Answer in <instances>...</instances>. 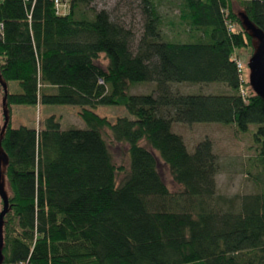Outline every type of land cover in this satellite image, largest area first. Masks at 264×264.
Returning a JSON list of instances; mask_svg holds the SVG:
<instances>
[{
  "label": "trees",
  "instance_id": "16d2710c",
  "mask_svg": "<svg viewBox=\"0 0 264 264\" xmlns=\"http://www.w3.org/2000/svg\"><path fill=\"white\" fill-rule=\"evenodd\" d=\"M52 1L0 0L3 112L74 106L85 128L63 131L50 116L40 129H13L7 113L0 264H264V100L248 77L242 84L233 57L253 50V30L264 35V0H177L183 35L169 41L160 29L161 0H141L136 53L133 33L106 11L91 19L78 11L95 0H65V16ZM9 82L20 93H9ZM145 84L154 93H130ZM174 84L222 89L185 95ZM98 106L123 107L131 118L109 123L93 112ZM174 124L249 133L255 154L247 174L255 172L259 192L216 196L211 142L189 153ZM107 131L113 143L127 145V170L114 165ZM154 153L179 193L162 182Z\"/></svg>",
  "mask_w": 264,
  "mask_h": 264
},
{
  "label": "rangeland",
  "instance_id": "374dc122",
  "mask_svg": "<svg viewBox=\"0 0 264 264\" xmlns=\"http://www.w3.org/2000/svg\"><path fill=\"white\" fill-rule=\"evenodd\" d=\"M177 0H161L158 11L161 15L162 25L160 27L163 40H176L178 34L183 35V31L178 24ZM143 4L141 0H95L88 7H81L78 11L82 16L91 19L93 11H106L111 20L120 24L133 33V40L130 46L132 53H136L144 32L145 18L143 16ZM261 44L254 41V48L241 49L234 53V60L241 65L242 84L246 78L250 77V70L247 64L250 59L259 52ZM99 64L106 66V61L101 56ZM9 93H20L17 83L9 82L7 84ZM222 89L221 86L212 85L208 88L194 87L185 84L171 85L174 93H184L185 95H200L198 92L216 93ZM154 84H145L135 86L131 94L142 95L154 93ZM244 92V90H243ZM9 117L11 128L27 127L40 129L44 120L50 116H55L60 124L61 130L70 128L84 129L83 122L79 119L77 112L78 107L62 105H44L37 103L34 106H16L12 105L6 110ZM93 112L99 117H105L109 123H114L117 118H131L123 107L119 106H98ZM6 113V115H7ZM3 93L0 85V129L3 127ZM253 125L249 126L252 130ZM173 131L180 135L184 141L187 151L190 153L196 145L207 139L212 144V151L217 158L219 166L218 173L215 176V194L219 197L228 199L240 198L246 195L257 194L260 190L255 181V172L247 174L248 159L254 156V147L252 145L249 133H237L232 126H222L218 124H192L181 125L174 124ZM105 132V140L109 144V152L115 166L128 168L127 145L113 143L108 134ZM141 145H145L141 143ZM157 159V171L159 176L170 193H179L180 187L177 186L166 168L159 160L158 155L154 153ZM5 156L0 153V189L6 194L8 191L7 183L4 176ZM123 174L117 176L119 181ZM220 205V204H219ZM223 207V206H222Z\"/></svg>",
  "mask_w": 264,
  "mask_h": 264
},
{
  "label": "water",
  "instance_id": "95a60500",
  "mask_svg": "<svg viewBox=\"0 0 264 264\" xmlns=\"http://www.w3.org/2000/svg\"><path fill=\"white\" fill-rule=\"evenodd\" d=\"M251 29V26L249 25ZM253 36L255 39L261 44V48L257 54H255L249 61L248 68L250 70V77L249 81L253 85L255 92H257L264 100V35L260 31L253 30ZM2 90L5 93V86L2 85ZM5 102L3 101V105ZM4 116V124L3 128L7 124V115L6 112H3ZM0 199L2 202V210L0 211V249L2 245L1 239V225H2V218L6 214L8 209V201L6 195L0 189ZM1 260V254H0Z\"/></svg>",
  "mask_w": 264,
  "mask_h": 264
},
{
  "label": "built area",
  "instance_id": "2783aa9c",
  "mask_svg": "<svg viewBox=\"0 0 264 264\" xmlns=\"http://www.w3.org/2000/svg\"><path fill=\"white\" fill-rule=\"evenodd\" d=\"M22 1L27 2V0H22ZM52 2H53V9H54L56 15L65 16L66 14H68L69 5H68L67 1H65V0H53ZM0 30H1V26H0ZM236 67H237V69L240 73V76H241V72H240L241 65H240V63L236 62ZM240 81L242 82V78H240ZM241 94L242 95L244 94L243 90L241 91Z\"/></svg>",
  "mask_w": 264,
  "mask_h": 264
}]
</instances>
